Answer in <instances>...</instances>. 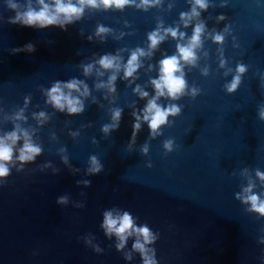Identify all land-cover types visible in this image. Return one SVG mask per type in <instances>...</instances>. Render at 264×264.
Returning <instances> with one entry per match:
<instances>
[{"label": "water", "instance_id": "95a60500", "mask_svg": "<svg viewBox=\"0 0 264 264\" xmlns=\"http://www.w3.org/2000/svg\"><path fill=\"white\" fill-rule=\"evenodd\" d=\"M10 2L23 11L28 0H0V136L19 124L42 153L32 163L9 165L10 176L0 182V264H142L132 250L134 236L121 252L116 237L105 234L103 213L114 209L130 212L138 225L146 223L159 233L152 246L158 264H264V217L247 212L250 205L236 199L250 181L264 199V182L256 176V169L264 172V120L259 117L264 0H207L208 10H200L187 28L181 13L191 11L193 0H152L147 11L136 7L141 0L123 10L86 6L67 31L10 24L16 16ZM32 3L39 7L37 0ZM220 15L226 19L219 21ZM200 22L206 27L196 66H184L189 89L199 88L200 95L161 98L158 103H177L182 113L169 117L173 124L162 127L163 135L155 139L142 124L132 143V113L147 104L134 89L139 85L148 99L155 95L151 81L158 78L159 61L176 54V45L186 44ZM101 25L109 31L97 35ZM158 27L162 35L163 29L179 27L186 38L168 35L151 56L140 58L142 67L134 77L125 79L123 65L137 48L149 51L148 35ZM226 27L224 45L214 43L210 34ZM29 43L35 52H13ZM105 55L120 57L119 72L101 67L98 61ZM241 63L248 71L229 94L225 84ZM89 65L92 71L86 75ZM229 68L232 72L225 75ZM113 75L114 92L98 87ZM73 79L87 85L89 95L73 92L84 111L68 115L47 102L46 92L58 81ZM21 109L25 119L16 120ZM115 109H122L119 129L105 133ZM41 112L47 116L44 122L37 119ZM167 139L175 140L171 153L163 147ZM145 143L147 156L141 151ZM93 155L103 171L90 175ZM84 180L91 184L78 183ZM59 197H67V204H58Z\"/></svg>", "mask_w": 264, "mask_h": 264}, {"label": "clouds", "instance_id": "9594fccd", "mask_svg": "<svg viewBox=\"0 0 264 264\" xmlns=\"http://www.w3.org/2000/svg\"><path fill=\"white\" fill-rule=\"evenodd\" d=\"M39 7L33 6L32 0H28L25 10L20 11L21 5L16 2H10L9 7L16 11L14 18H9V23L13 25H20L24 27H32L39 29H46L52 26L59 27L64 31H67V26L73 24L75 21L80 20L84 15L86 6L93 8H99L102 4L105 9L115 7L123 10L126 6L131 5L132 0H77L76 3L73 0H37ZM160 0H155V4H159ZM149 6H154L152 0H141L136 7H143L147 11ZM209 4L207 0H193L192 8L190 12L181 13V21L184 27H188L194 18L201 16V11H207ZM226 17L220 15L219 21H224ZM206 25L203 22L197 23L193 28V34L188 38V42L178 43L176 45L177 53L171 56H166L159 61V75L158 78L152 79L155 95L151 99H148L149 93L144 91L139 85L136 86L134 91L139 94L141 99H147V104L142 110L133 111L134 117L132 143H135L138 134L142 130V124H147L150 129L151 139H155L161 135L162 127L170 126L173 124L169 117H177L182 113V107L177 103H168L167 106L158 103L161 98L170 101H179L182 97L191 96L195 99L200 95L201 90L197 87L189 89L187 80L185 79L184 66L192 65L196 66L198 57L196 50L203 46L202 35L205 32ZM109 29L102 25L98 27L97 35L105 33ZM229 29L226 27L224 32H215L210 34L214 43L224 45L225 33ZM168 35H171L173 39L184 40L186 33L180 32L177 28L163 29V35L161 34V28L158 27L155 31L149 33L148 40L150 41L149 51L145 52L142 48H137L132 51L130 58L126 65H123L124 78H133L134 74L142 67L140 58L144 56H151L152 50L158 48V46L166 39ZM91 39V37H89ZM35 52V45L29 43L24 48L14 49L13 52L20 51ZM221 51L220 66L225 68L227 61L223 58V48ZM98 63L105 70H115L119 72L121 70V62L119 56L105 55ZM92 71V66L85 67V74H89ZM248 71V68L243 63L238 64L235 70L236 74L233 76L231 82L225 84V89L229 94L235 93L242 83L243 75ZM232 72V69H228L225 75ZM103 75V73H100ZM204 75H207V70L204 71ZM116 76L113 75L109 78L107 84L98 85V87H107L110 91H115L114 82ZM83 86V91L81 87ZM67 90V91H66ZM78 92L80 96L89 95L87 85L82 81L73 79L69 82H56L47 90L46 95L48 97L47 102L60 112H67L68 115H77L84 111V104L81 99L74 96L72 93ZM29 102V98H25V104ZM259 117L264 120V106L259 109ZM122 118V109H115L113 111V123L104 125L103 131L108 133L110 130H118L120 121ZM16 120H23L24 110L21 109L16 115ZM37 119L41 122L47 120V116L44 112L39 113ZM21 140L22 146L17 147ZM166 153H171L175 150L176 144L174 139H167L163 144ZM142 153L147 156L149 153V144L145 143L141 149ZM42 148L33 143L29 131L23 129L19 124H16L14 130L5 133L0 136V182L5 181L11 174L12 169L9 165H15V162H19L21 165L32 163L36 158L41 155ZM152 167L151 162L147 165ZM103 171V165L98 160L97 156L90 157V167L88 173L90 175L99 174ZM247 173V169L244 170ZM256 176L261 182H264V172L256 169ZM85 185H90V180L78 181ZM2 185V184H0ZM256 184L254 181H250L247 187H244L242 192L236 193V199L240 200L245 205H250L246 208L249 213H256L260 217H264V199L254 189ZM67 197H59L58 204H67ZM82 207V205H78ZM102 228L105 230V234L112 238L116 237L118 243L116 249L123 251L127 241L130 237H135V241L132 245V250L138 252L142 258V264H158L156 258V249L152 247L159 239V233H154L152 229L145 223L138 225L133 215L128 211L108 210L103 213ZM89 243H91L89 241ZM260 243H264V237L261 238ZM97 252L101 251L99 247L95 249ZM126 259H132V253L126 254Z\"/></svg>", "mask_w": 264, "mask_h": 264}]
</instances>
